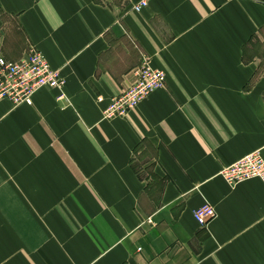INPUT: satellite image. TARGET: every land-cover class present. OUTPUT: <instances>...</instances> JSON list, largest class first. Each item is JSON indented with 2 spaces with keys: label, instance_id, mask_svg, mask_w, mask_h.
<instances>
[{
  "label": "crops",
  "instance_id": "crops-1",
  "mask_svg": "<svg viewBox=\"0 0 264 264\" xmlns=\"http://www.w3.org/2000/svg\"><path fill=\"white\" fill-rule=\"evenodd\" d=\"M141 1L0 0L68 99L0 103V264H264V183L220 175L264 158V0ZM144 61L166 87L105 119Z\"/></svg>",
  "mask_w": 264,
  "mask_h": 264
},
{
  "label": "built area",
  "instance_id": "built-area-1",
  "mask_svg": "<svg viewBox=\"0 0 264 264\" xmlns=\"http://www.w3.org/2000/svg\"><path fill=\"white\" fill-rule=\"evenodd\" d=\"M148 5V0H143L134 10L140 13ZM65 85L66 81L60 72L53 69L46 57L33 47L20 61H8L0 56V103L8 101L16 107L32 106L36 93L45 88L58 91V101L68 102ZM165 87L166 73L144 61L136 70V80L131 87L110 101L104 112L105 119L127 115L152 93ZM99 100L103 101L102 98ZM220 175L231 186L254 179L264 183V158L261 151H255L223 168ZM194 217L201 226L206 227L217 218V211L213 206L206 205L195 211Z\"/></svg>",
  "mask_w": 264,
  "mask_h": 264
},
{
  "label": "rangeland",
  "instance_id": "rangeland-1",
  "mask_svg": "<svg viewBox=\"0 0 264 264\" xmlns=\"http://www.w3.org/2000/svg\"><path fill=\"white\" fill-rule=\"evenodd\" d=\"M6 18V17H5ZM15 25V23H13V21L10 23V27H13ZM5 30H3V29H1L0 30V56H2L3 58H6V56H5V54L2 52V50L1 49H4L5 50V48H4V44H3V36L4 35H8L9 33H10V30H9V27L8 26H5V28H4ZM10 47H9V46ZM7 45V47H9V49H11V50H13V48L11 47V45L10 44H8Z\"/></svg>",
  "mask_w": 264,
  "mask_h": 264
}]
</instances>
